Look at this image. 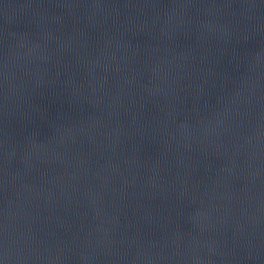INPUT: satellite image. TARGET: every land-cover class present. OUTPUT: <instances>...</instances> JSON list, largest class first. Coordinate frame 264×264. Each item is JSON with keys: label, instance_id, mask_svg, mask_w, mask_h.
<instances>
[{"label": "water", "instance_id": "water-1", "mask_svg": "<svg viewBox=\"0 0 264 264\" xmlns=\"http://www.w3.org/2000/svg\"><path fill=\"white\" fill-rule=\"evenodd\" d=\"M0 264H264V0H0Z\"/></svg>", "mask_w": 264, "mask_h": 264}]
</instances>
